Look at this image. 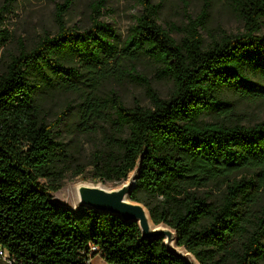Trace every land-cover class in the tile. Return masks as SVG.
Segmentation results:
<instances>
[{"label": "trees", "instance_id": "trees-1", "mask_svg": "<svg viewBox=\"0 0 264 264\" xmlns=\"http://www.w3.org/2000/svg\"><path fill=\"white\" fill-rule=\"evenodd\" d=\"M106 2H92L82 30L64 19L72 0L58 4L56 31L30 49L21 46L0 72V247L15 264H87L92 246L108 264H191L164 239H143L136 222L52 200L66 152L55 135L62 114L48 122L36 98L44 89L85 85L77 125H104L93 153L101 181L124 182L139 167L132 200L147 207L155 225L175 230L176 245L199 264H262L264 120L244 125L202 116L232 113L229 90L264 99V0H233L242 31L208 43L206 8L188 16L176 40L158 22L154 0H135L141 11L122 38L101 19ZM9 39L0 27V48ZM142 59L172 81L169 96L138 69ZM124 77L144 85L150 106L97 93L102 80Z\"/></svg>", "mask_w": 264, "mask_h": 264}, {"label": "rangeland", "instance_id": "rangeland-1", "mask_svg": "<svg viewBox=\"0 0 264 264\" xmlns=\"http://www.w3.org/2000/svg\"><path fill=\"white\" fill-rule=\"evenodd\" d=\"M67 1L0 0V11L3 16L0 27L6 29L10 36L9 41L0 48V72L4 69L5 62L11 55L17 54L21 46L30 49L44 33L56 31L57 5ZM93 1L72 0V5L64 14L67 25L81 30L87 28L90 25L89 17ZM232 2L233 0H154L159 7L158 22L169 30L176 40L182 37V29L189 21L188 16L195 18L206 8V30H202L206 43L210 42L213 36L242 31L244 23L235 12ZM140 11L141 7L135 0H107L102 9L101 19L112 24L124 38ZM262 32L264 33V22ZM138 69L152 82V86L162 97L169 96L173 83L169 79L161 78L153 63L142 59L138 62ZM84 88L85 85L75 90L44 89L36 98V104L48 122L54 121L62 114L55 135L66 145V152L57 162V171L62 175L61 188L52 193V200L70 208L79 205L80 184L103 185L113 189L120 187L134 173L132 171L124 182L109 180L104 182L98 177L93 164V153L101 144L104 125L99 123L89 131H84L77 125L79 103ZM97 93L105 98L117 93L130 107L136 104L150 106L144 85L133 81L130 77L104 79L98 84ZM225 97L232 102V113L228 116L203 115V121L254 125L264 120V99L241 97L232 90L227 91ZM209 189L214 193L219 192L215 186H209ZM181 251L186 252L184 248ZM0 264L6 262L0 259Z\"/></svg>", "mask_w": 264, "mask_h": 264}, {"label": "water", "instance_id": "water-1", "mask_svg": "<svg viewBox=\"0 0 264 264\" xmlns=\"http://www.w3.org/2000/svg\"><path fill=\"white\" fill-rule=\"evenodd\" d=\"M138 169L120 187L109 189L103 185L80 184L78 186L79 207L86 206L95 211L106 212L119 216L124 221L136 222L142 233V238L148 241L164 239L165 245L179 257L191 264H199L188 251L185 253L175 245L176 231L166 225H155L147 207L132 200L131 193L136 186Z\"/></svg>", "mask_w": 264, "mask_h": 264}, {"label": "built area", "instance_id": "built-area-1", "mask_svg": "<svg viewBox=\"0 0 264 264\" xmlns=\"http://www.w3.org/2000/svg\"><path fill=\"white\" fill-rule=\"evenodd\" d=\"M79 205L76 207H73L72 209H78ZM100 258L102 260H104L100 253H97V247L92 246L90 249V252L88 253V258H87V264H97L96 263V258ZM0 259L4 262H6V264H15V260L13 258H10V256L8 255V253L0 247Z\"/></svg>", "mask_w": 264, "mask_h": 264}, {"label": "crops", "instance_id": "crops-1", "mask_svg": "<svg viewBox=\"0 0 264 264\" xmlns=\"http://www.w3.org/2000/svg\"><path fill=\"white\" fill-rule=\"evenodd\" d=\"M97 259V258H96ZM96 263L97 264H108L105 260H102V259H100V260H96Z\"/></svg>", "mask_w": 264, "mask_h": 264}, {"label": "bare ground", "instance_id": "bare-ground-1", "mask_svg": "<svg viewBox=\"0 0 264 264\" xmlns=\"http://www.w3.org/2000/svg\"><path fill=\"white\" fill-rule=\"evenodd\" d=\"M176 245V244H175ZM179 250H182V247H178Z\"/></svg>", "mask_w": 264, "mask_h": 264}]
</instances>
